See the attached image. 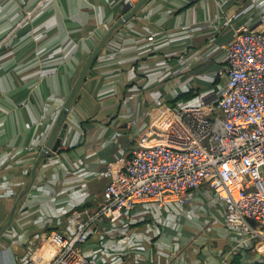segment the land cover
Segmentation results:
<instances>
[{"label": "crops", "instance_id": "crops-1", "mask_svg": "<svg viewBox=\"0 0 264 264\" xmlns=\"http://www.w3.org/2000/svg\"><path fill=\"white\" fill-rule=\"evenodd\" d=\"M37 1L0 0V39ZM138 1L49 0L1 46L0 229L27 193L0 235V264H23L49 231L68 232L73 213L102 204L103 172L123 165L157 105L214 99L223 45L238 25L260 28L264 9V0H145L101 47L30 183L88 57ZM252 245L229 229L203 184L182 206L144 202L97 223L82 250L92 264H264Z\"/></svg>", "mask_w": 264, "mask_h": 264}, {"label": "built area", "instance_id": "built-area-1", "mask_svg": "<svg viewBox=\"0 0 264 264\" xmlns=\"http://www.w3.org/2000/svg\"><path fill=\"white\" fill-rule=\"evenodd\" d=\"M47 1L25 10L0 48ZM256 18L260 28L238 25L223 45L224 62L213 76L224 81L215 98L201 93L193 104L157 105L123 165L103 172L109 182L102 204L73 213L68 232L49 231L23 264H92L82 246L97 223L115 222L144 202L182 206L203 184L222 203L229 229L264 250V9Z\"/></svg>", "mask_w": 264, "mask_h": 264}, {"label": "water", "instance_id": "water-1", "mask_svg": "<svg viewBox=\"0 0 264 264\" xmlns=\"http://www.w3.org/2000/svg\"><path fill=\"white\" fill-rule=\"evenodd\" d=\"M145 0H140L138 1L133 7H131L130 9H128V11L126 13H124L106 32V34L104 35V37L98 42V44L96 45V47L93 49V51L91 52L90 56L88 57L83 69L81 70L77 80L75 81L74 85L72 86V89L70 91V93L68 94V96L66 97V100L63 103L62 109H61V115L60 118L58 120V122L55 124V126L52 128L51 132L49 133L48 139L46 141L45 146L41 149V152L36 160V163L30 173V183L33 181L34 178V172H35V168L38 165V163L45 157L48 155V150L55 138V135L58 131V129L61 126V123L67 113V111L69 110V107L77 93V91L79 90V88L81 87L88 71L90 70V68L92 67L95 59L97 58V55L101 49V47L104 45V43L107 41V39L110 37L111 33L113 32L114 29L117 28V26L125 23L127 20H129L132 16L135 15V13L137 12V10L139 9V7L142 5V3ZM65 126V125H64ZM58 145L55 144L54 147H52L53 149H57ZM27 193V189L25 191H22L16 198L13 206L10 209L8 218L6 223L3 225V227L0 229V235L3 233V231L9 226L12 217L14 215V212L17 208L18 202L19 200ZM251 223H254L253 221L250 220Z\"/></svg>", "mask_w": 264, "mask_h": 264}]
</instances>
